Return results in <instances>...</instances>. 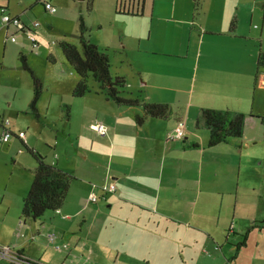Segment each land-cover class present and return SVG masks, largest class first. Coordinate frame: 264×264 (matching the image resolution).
I'll return each instance as SVG.
<instances>
[{"label": "crops", "instance_id": "1", "mask_svg": "<svg viewBox=\"0 0 264 264\" xmlns=\"http://www.w3.org/2000/svg\"><path fill=\"white\" fill-rule=\"evenodd\" d=\"M37 4L11 15L31 26ZM117 5L93 0L87 38L107 52L111 68L120 65L114 76L125 77L131 97L166 104L170 114L143 118L141 106L92 91L59 101L52 113L37 105L39 117L23 125L33 97L8 111L0 98L2 130L74 176L58 210L27 220L23 200L36 163L18 159V187L0 190V216H13L0 227V264H22L21 257L38 264H264V125L255 117L264 113V0H131L136 15H117ZM11 26L0 31L8 35ZM16 30L12 42L20 32L31 43ZM203 108L245 114L244 136L208 147L207 129L196 124ZM178 121L185 135L169 141ZM110 183L113 193L88 201ZM49 231L68 247L50 245Z\"/></svg>", "mask_w": 264, "mask_h": 264}, {"label": "rangeland", "instance_id": "2", "mask_svg": "<svg viewBox=\"0 0 264 264\" xmlns=\"http://www.w3.org/2000/svg\"><path fill=\"white\" fill-rule=\"evenodd\" d=\"M30 1L32 0H0V29L2 28V10L15 14ZM61 1L62 4H58L56 7L58 11L54 14L46 12L41 3L34 7V16L28 11L33 20L39 22L36 32L40 46L36 47L37 49H33L26 36L20 32L16 34V42L10 40V35L16 30L15 26L10 27L8 35L5 29L0 31V98L3 109L8 111L25 106L26 102L24 105L21 104L22 99L33 97V80L30 73L23 68L22 55L26 58L28 67L42 84V92L37 105L44 108L50 106L52 113L58 109L59 101H65L70 96L73 97L70 95V91L78 82L79 76L66 61L59 43L65 40L79 46L81 19L86 27L85 35L89 37V18L93 13L87 8L88 0ZM1 8L3 9L1 10ZM97 36V34L94 35V37ZM119 70L121 68L117 64H114L110 69L113 76L115 71ZM88 84L91 89L96 85L92 78H89ZM65 104L69 105L68 101ZM29 110L30 115L24 114L20 117L23 125L28 124L31 118L36 119L31 108ZM63 110L66 112L65 106ZM5 115L8 116V114ZM3 132L4 130L0 127V138ZM0 148V190H3L6 183L14 190L18 187V176L23 174L17 164L18 159H33V157L14 137H11V142L0 143ZM29 169L27 168L26 171L29 172ZM12 217L11 212L5 218L0 216V227L6 228L10 225Z\"/></svg>", "mask_w": 264, "mask_h": 264}, {"label": "trees", "instance_id": "3", "mask_svg": "<svg viewBox=\"0 0 264 264\" xmlns=\"http://www.w3.org/2000/svg\"><path fill=\"white\" fill-rule=\"evenodd\" d=\"M45 2L40 0L42 5ZM92 2L93 0H88L87 8L89 11L92 8ZM123 3L124 0H118L117 15L137 14V12H134L130 8L131 0H129V8L123 6ZM32 9L33 7L30 8V10ZM17 17L19 18V16ZM19 19L21 20V18ZM24 24L26 25L25 22ZM80 27L79 46L65 40L59 43L66 61L79 76L78 82L72 92L73 97L79 98L93 91L107 99H111L119 106H141L144 113L143 118L167 117L171 111L168 105L146 102L140 95H137L136 98L130 96V93L126 90L127 82L125 77L113 76L111 74V63L107 52L100 50L86 37V27L82 19ZM21 60L23 68L30 73L33 80V98L30 102V108L32 113L36 117H39L37 102L41 96L42 84L28 67L26 58L23 55L21 56ZM262 65H264V52H260L258 56V66ZM89 78H92L96 83L95 90L89 87ZM64 106L68 109L66 104ZM246 117L243 113L231 112L229 110L203 108L196 124L207 129L209 136L207 146L214 147L220 143H227L231 138L243 137L245 134ZM255 117L264 125V113ZM0 127L3 128L2 125ZM22 145L36 163L33 170L34 179L32 185L23 200L22 214L23 218L36 221L40 220L47 211H56L62 206L70 184L74 180V176L61 169L57 164L53 165L47 162L46 158L33 148L28 147L24 143ZM259 227L261 226L256 225L251 228ZM19 261L22 264H38L23 257L19 258Z\"/></svg>", "mask_w": 264, "mask_h": 264}, {"label": "built area", "instance_id": "4", "mask_svg": "<svg viewBox=\"0 0 264 264\" xmlns=\"http://www.w3.org/2000/svg\"><path fill=\"white\" fill-rule=\"evenodd\" d=\"M44 8L45 11L50 13V14H54L57 11V8L54 4H52L51 2H45L44 3ZM1 23L2 26H7V25H13L15 26L19 31L24 32L27 37L29 38V40L31 41V45L33 48H36L38 46V42L36 40L34 31L35 29L39 26V22L38 21H33L31 26L29 25H25L24 22L22 20H20L16 15H11L9 13L6 12H2V16H1ZM10 39L12 41L16 40V36L12 35L10 37ZM2 124L6 127L10 125V122L8 120H5L4 122H2ZM92 127L101 132L103 130V125L101 124H94L92 125ZM24 135V132L19 133V136L22 137ZM185 135V127H184V122L180 121L177 123L176 127L170 131L167 135V139L169 141H175V140H181L183 139ZM12 137V131L10 129H6L3 132V135L1 137V140L3 142L8 141L10 138ZM102 190V195L99 196L97 195L95 192H90L89 196H88V201L90 202H96L99 198H105L107 194L113 193L116 188H115V184L114 183H110L108 185L102 186L101 187ZM1 196V193H0ZM20 225H24V221L20 220L19 221ZM48 242L50 245H52L55 249L57 250H61L62 248H66L68 247V244L64 241H60L56 232L54 231H49L45 234ZM9 250H2V254L3 256H5L6 254H8Z\"/></svg>", "mask_w": 264, "mask_h": 264}]
</instances>
